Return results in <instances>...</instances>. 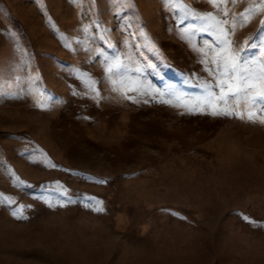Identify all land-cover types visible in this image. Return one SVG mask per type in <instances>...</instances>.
Listing matches in <instances>:
<instances>
[{
    "label": "rangeland",
    "instance_id": "1",
    "mask_svg": "<svg viewBox=\"0 0 264 264\" xmlns=\"http://www.w3.org/2000/svg\"><path fill=\"white\" fill-rule=\"evenodd\" d=\"M221 7L232 53L250 41L239 55L258 72L264 0ZM208 13V0H0V195L15 200L0 204V264H264V124L158 102L194 104L215 83L217 29L193 18Z\"/></svg>",
    "mask_w": 264,
    "mask_h": 264
},
{
    "label": "snow or ice",
    "instance_id": "2",
    "mask_svg": "<svg viewBox=\"0 0 264 264\" xmlns=\"http://www.w3.org/2000/svg\"><path fill=\"white\" fill-rule=\"evenodd\" d=\"M210 4H213L217 9V14L208 13L205 16L196 15L193 18L201 20H212L214 26L217 29L216 46L220 48V53H217L212 57L211 68H206V71L210 75H213L215 83L208 82L204 85L206 95L201 99L197 98L194 104H188L181 102L179 96L176 97V104H173L171 99L165 100L163 97L158 102L166 103L177 107H183L188 114H210L212 116H234L241 120H247L251 123L264 124V65H262L259 71H254L250 65V62L243 56L239 55L245 48L251 47L250 41L246 40L244 45H237L239 52L237 54L232 53L233 42L228 38L230 33L234 32V27L231 25L228 16V10L222 8V5L228 3L235 4L237 0H208ZM247 11H252L251 9ZM236 15V14H233ZM224 18H218V17ZM247 20V17H245ZM264 26V20L261 21ZM222 53V54H221ZM207 56V54H205ZM202 63L207 64L205 59ZM107 71L112 73L113 69L108 68ZM113 85L112 91L118 92L124 99L133 100L132 97L126 94L127 91H133L136 89H124L123 87H117V81L111 80ZM214 89L219 90L217 95ZM88 90L93 93V99L97 102L106 99L101 96L96 88L95 81L88 84ZM138 91V90H136ZM148 95L146 91H138V96L143 97ZM133 102H139V100H133ZM147 103V100L143 101ZM44 107V105H40ZM183 114V113H182ZM56 167L55 165H52ZM16 182L23 185L25 182L16 177ZM97 183H106L105 180H98ZM91 203L95 204L94 210L97 212L104 211L103 202L96 200L94 197L87 198ZM0 204L6 205L11 208V205L15 204V200L3 197L0 195ZM24 206L20 205L14 209H11V214L17 219H26L23 215ZM167 211V210H164ZM171 215L178 216V213L172 212ZM180 219H186V217L180 216ZM246 222L261 226L258 221L252 220L248 216L242 217Z\"/></svg>",
    "mask_w": 264,
    "mask_h": 264
}]
</instances>
